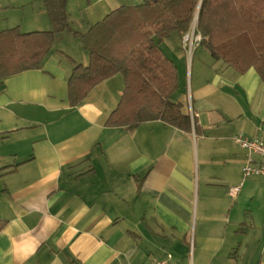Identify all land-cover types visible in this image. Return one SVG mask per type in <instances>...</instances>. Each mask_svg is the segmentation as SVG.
<instances>
[{
	"label": "crops",
	"instance_id": "1",
	"mask_svg": "<svg viewBox=\"0 0 264 264\" xmlns=\"http://www.w3.org/2000/svg\"><path fill=\"white\" fill-rule=\"evenodd\" d=\"M142 0H67L84 32L109 11ZM74 15L72 16V11ZM14 11V12H12ZM50 30L42 0H0V28ZM181 35L160 48L176 67L173 101L196 124L160 120L107 126L124 81L117 73L77 105L74 61L88 53L68 31L37 69L0 77V264H264V178L244 177L233 136L264 132V83ZM239 185L235 197L229 186Z\"/></svg>",
	"mask_w": 264,
	"mask_h": 264
},
{
	"label": "trees",
	"instance_id": "2",
	"mask_svg": "<svg viewBox=\"0 0 264 264\" xmlns=\"http://www.w3.org/2000/svg\"><path fill=\"white\" fill-rule=\"evenodd\" d=\"M42 2L50 30L0 28V77L39 68L56 34L68 31L88 53L86 64L62 54L72 64L67 82L71 106L101 81L117 73L123 77V91L107 126L133 130L160 120L185 132L192 124L196 128L182 103L172 100L178 87L176 67L160 48L163 39L173 33L183 36L193 23L214 59L240 73L253 67L264 83V0H142L109 11L84 32L70 27L67 0ZM4 225L0 220V230Z\"/></svg>",
	"mask_w": 264,
	"mask_h": 264
},
{
	"label": "built area",
	"instance_id": "3",
	"mask_svg": "<svg viewBox=\"0 0 264 264\" xmlns=\"http://www.w3.org/2000/svg\"><path fill=\"white\" fill-rule=\"evenodd\" d=\"M185 50H191L201 42V35L194 30V23L191 29L182 37ZM233 140L247 151V160L242 166L244 177H263L264 178V132L257 136H247L237 133ZM239 190V185L229 186L228 194L235 197ZM170 255L164 259L152 261L150 264H167Z\"/></svg>",
	"mask_w": 264,
	"mask_h": 264
},
{
	"label": "rangeland",
	"instance_id": "4",
	"mask_svg": "<svg viewBox=\"0 0 264 264\" xmlns=\"http://www.w3.org/2000/svg\"><path fill=\"white\" fill-rule=\"evenodd\" d=\"M71 1L76 2V0H71ZM80 1H82V0H80ZM70 11H72V16H73V15L75 14V13H74V10H70ZM12 12H14V11H12ZM199 44H200V43H199ZM196 46H198V45H196ZM196 46H195V47H196ZM200 46H201V47H199V48H202V47H203V48H206L203 44H200ZM195 47H193L191 50H186V54H187V56H188L189 58L192 56V54H193V50H194Z\"/></svg>",
	"mask_w": 264,
	"mask_h": 264
}]
</instances>
